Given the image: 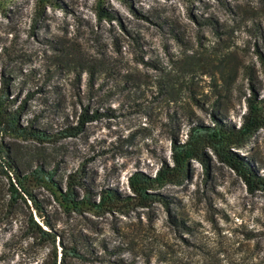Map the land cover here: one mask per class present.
<instances>
[{"label": "rangeland", "instance_id": "rangeland-1", "mask_svg": "<svg viewBox=\"0 0 264 264\" xmlns=\"http://www.w3.org/2000/svg\"><path fill=\"white\" fill-rule=\"evenodd\" d=\"M55 1L59 5L0 0V89L6 83L9 97L25 101L23 121L50 132L73 123L82 104L110 112L74 137L18 142L22 167H32L30 155H35L62 186L67 174L82 169L89 185L129 193L131 171L152 174L161 160L169 163L168 137H184L187 116L208 121L194 98L205 106L219 99L227 118L238 124L248 93L240 66L254 67L258 92L264 94L256 60L258 54L264 57V0ZM97 4L116 18L98 20ZM211 14L224 21L221 30L227 35L218 37L192 20ZM249 17L263 31L259 37L251 32ZM138 55L145 64L136 62ZM215 55H226L227 65L234 64L231 90H224ZM166 75L173 81L170 91L158 88ZM237 151L264 171V128ZM191 168L180 185L160 189L172 197L167 208L149 202L100 216L82 208L93 243L112 249L108 264H264V191H248L217 162L207 174L196 161ZM28 184L48 193L32 177ZM70 215L74 222L80 218ZM17 225L18 217L0 226V244L17 232ZM17 258L11 254L0 264Z\"/></svg>", "mask_w": 264, "mask_h": 264}, {"label": "trees", "instance_id": "trees-1", "mask_svg": "<svg viewBox=\"0 0 264 264\" xmlns=\"http://www.w3.org/2000/svg\"><path fill=\"white\" fill-rule=\"evenodd\" d=\"M53 2L59 5L55 0ZM223 6L225 10L231 11L229 6ZM95 11L98 20L116 18L112 10L100 4L96 5ZM261 16L264 18V8L261 9ZM192 18L198 25L211 28L218 37L227 35L221 30L224 21L215 14ZM248 20L253 36L259 37L263 31L258 21L253 17ZM172 35L175 40H179L175 32ZM137 58L136 62L146 63L142 55ZM227 58L226 55L213 57L216 68L222 72L218 71L226 91L231 90L230 85L235 77L234 64L227 65ZM256 60L264 79V57L258 54ZM240 68L246 78L248 93L243 94L244 110L238 124L227 118L219 99L206 106L202 101L192 99L198 110L207 112L208 121L187 116L184 137L180 138L177 134L168 137L169 163L161 160L152 174L140 169L131 171L126 177L129 193L111 186L89 185L82 169L78 174H67L62 186L53 178L54 170L32 154L29 160L33 162L32 167L24 169L20 163L22 152L18 142L52 143L74 137L85 124L102 116H110V112L82 104L73 123H64L50 132L33 125L31 121L22 120L25 101L16 103L14 97H9L7 85L3 83V90L0 89V173L4 179L0 181V226L11 225L17 217L18 225L17 232L3 239L0 244V261L12 254L18 258L11 264L112 263L108 258L112 249L103 242L95 245L87 233L90 226L83 223L87 217L83 215L82 208L95 216L112 212L123 214L135 206H147L149 202H158L167 208L173 202L172 197L160 189L166 185H180L191 176L193 161L201 165L204 174L208 173L213 162L225 165L237 175L248 191H264V171H258L251 158L237 151L247 144L259 128H264V94L258 92L256 71L248 65ZM159 82L158 88L171 90L173 81L170 76L166 75ZM29 177L38 181V185L41 183L42 187H47L48 193L32 190L28 184ZM57 208L64 219L59 216ZM70 214L80 215V218L74 222L75 218ZM170 219L179 222L172 216Z\"/></svg>", "mask_w": 264, "mask_h": 264}]
</instances>
